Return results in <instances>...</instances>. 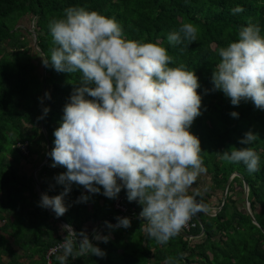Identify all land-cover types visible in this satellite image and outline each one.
I'll use <instances>...</instances> for the list:
<instances>
[{"label":"trees","instance_id":"obj_1","mask_svg":"<svg viewBox=\"0 0 264 264\" xmlns=\"http://www.w3.org/2000/svg\"><path fill=\"white\" fill-rule=\"evenodd\" d=\"M0 264H264V0H0Z\"/></svg>","mask_w":264,"mask_h":264},{"label":"rangeland","instance_id":"obj_2","mask_svg":"<svg viewBox=\"0 0 264 264\" xmlns=\"http://www.w3.org/2000/svg\"><path fill=\"white\" fill-rule=\"evenodd\" d=\"M32 43L35 45L34 41H32ZM34 51H37V49L34 48ZM38 59L39 60L36 59V62L37 61L42 62L41 58H38ZM37 64H38V62H37ZM38 68H39L40 73L44 74L45 70L43 69V65H39ZM37 170L38 169H35L33 172L34 177H35V174H37L36 173ZM179 184H180V192L183 195L189 194V193L190 194H197V193L204 194L205 192L208 191V189L210 191V187L212 185V182H211V176L209 175V173L207 171L201 170L196 174H193L190 172H185V175L180 180ZM36 189H39V187H36ZM211 193H212V191H211ZM212 195H213L212 200H211L212 208H215V209L219 208L220 204H221V200L223 199V197H225V193H223L221 190H217L214 193H212ZM241 196H243V195H241V193H239L237 197H235V196L234 197L237 199H240ZM245 197H246V195H245ZM240 200H242V199H240ZM240 206H243V205L240 203ZM196 208H198V207L193 206L192 209L194 210ZM200 209L203 213L213 216V214L209 213V210L207 208H200ZM188 218H192V216L189 215ZM192 225H194V224L191 222V224L189 226H192ZM62 229H61V232H63ZM93 229H95V232L98 234L101 231L102 226L100 227L99 225H93L92 227H88L87 231L89 232ZM16 249L19 252H22V250H20V248L18 246H16ZM25 249H26V245H25ZM5 255H6V253H5ZM8 258H9V255H8Z\"/></svg>","mask_w":264,"mask_h":264},{"label":"water","instance_id":"obj_3","mask_svg":"<svg viewBox=\"0 0 264 264\" xmlns=\"http://www.w3.org/2000/svg\"><path fill=\"white\" fill-rule=\"evenodd\" d=\"M34 43H35V46H37V36H35ZM49 157H50V150L48 151V153H47V155H46V158H45V162H44V163H47V162H48ZM38 170H39V169H38ZM234 175H235V176H234ZM234 175L230 178V180H229V182H228V184H227V188H226V191H225V200H226V195H227L228 189H229V187H230L229 185H230L232 179H233L234 177H236V176H239V175L236 174V173H235ZM35 180H36V182H37V186L39 187L40 195H42V196H43V199L45 200L46 208L48 209V211H49L53 216L57 217L56 214L54 213V211L52 210L50 204H49V198L47 197V195L45 194V192L43 191V189L40 187V184H39V182H38V178H37L36 176H35ZM244 191H245V195H246V197H245V198H246V211L248 212L249 215H251V217H252L254 223L258 224V222H257V220H256V218H255V216L253 215V212L251 211V206H250V203H249V192H250V188H249V185H248L246 182H244ZM59 222H60V224H62V225L67 229V231H68L69 233L73 232L74 229H73V227H72L71 225H67L66 223H64V222L61 221V220H59Z\"/></svg>","mask_w":264,"mask_h":264},{"label":"built area","instance_id":"obj_4","mask_svg":"<svg viewBox=\"0 0 264 264\" xmlns=\"http://www.w3.org/2000/svg\"><path fill=\"white\" fill-rule=\"evenodd\" d=\"M169 210H173V209L169 208ZM171 212H173V211H171ZM183 225H184V226H187L185 222L183 223ZM183 225H182L181 222H179L178 227H181V226H183ZM187 227H190V226L188 225ZM71 234H72V236H74V237L76 236V235H75V231L71 232ZM77 239H79V240L82 239L84 242H86V237H85V236H80V237L77 238ZM53 251H55V250L52 249L51 252H53Z\"/></svg>","mask_w":264,"mask_h":264},{"label":"clouds","instance_id":"obj_5","mask_svg":"<svg viewBox=\"0 0 264 264\" xmlns=\"http://www.w3.org/2000/svg\"><path fill=\"white\" fill-rule=\"evenodd\" d=\"M74 231V230H73ZM69 233V232H68ZM71 234V233H70Z\"/></svg>","mask_w":264,"mask_h":264}]
</instances>
